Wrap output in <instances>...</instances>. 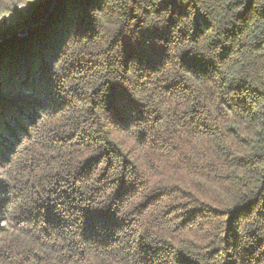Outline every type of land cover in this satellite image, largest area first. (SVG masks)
Segmentation results:
<instances>
[{
  "label": "trees",
  "instance_id": "obj_1",
  "mask_svg": "<svg viewBox=\"0 0 264 264\" xmlns=\"http://www.w3.org/2000/svg\"><path fill=\"white\" fill-rule=\"evenodd\" d=\"M0 0V264H264V0Z\"/></svg>",
  "mask_w": 264,
  "mask_h": 264
},
{
  "label": "water",
  "instance_id": "obj_2",
  "mask_svg": "<svg viewBox=\"0 0 264 264\" xmlns=\"http://www.w3.org/2000/svg\"><path fill=\"white\" fill-rule=\"evenodd\" d=\"M55 1H56V0H53V3H52V5H51L50 9L48 10V12L45 14V16H44V17H43L38 23H29V24L26 25V27L24 28V30L27 31L28 29H30L31 27H33V26H35V25H37V24L40 25V24L45 23V22L47 21L49 15H50V12H51V10H52V7H53Z\"/></svg>",
  "mask_w": 264,
  "mask_h": 264
}]
</instances>
